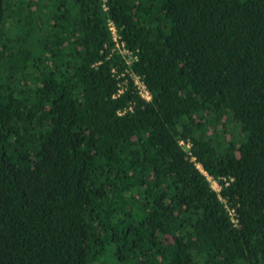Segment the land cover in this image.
<instances>
[{
    "label": "trees",
    "instance_id": "16d2710c",
    "mask_svg": "<svg viewBox=\"0 0 264 264\" xmlns=\"http://www.w3.org/2000/svg\"><path fill=\"white\" fill-rule=\"evenodd\" d=\"M0 264H264V0H0Z\"/></svg>",
    "mask_w": 264,
    "mask_h": 264
},
{
    "label": "built area",
    "instance_id": "2783aa9c",
    "mask_svg": "<svg viewBox=\"0 0 264 264\" xmlns=\"http://www.w3.org/2000/svg\"><path fill=\"white\" fill-rule=\"evenodd\" d=\"M109 28H110V30H111V32H112L113 39L116 41V46H117V47H120V49H121L122 52L127 53V50H126L125 48L122 47L123 44L120 43V42L118 41V35H117V31H116V28H115L114 24L110 23ZM132 76H133L134 83L136 84V86H137V88H138V90H139L141 96H142L144 99L149 100V98H150V94H149V92L145 89V86H144L143 82H142V81H141L136 75H132ZM123 89H124V87L121 86V87L119 88L118 92H117L114 96H118V95L123 91ZM119 114H120V113H119ZM208 179H209V180H212L210 177H208ZM212 181H213V180H212ZM214 182H215V181H214ZM216 184H217V183H216ZM230 214L232 215V221H233V222H236V219L233 218V213H232V211H231Z\"/></svg>",
    "mask_w": 264,
    "mask_h": 264
},
{
    "label": "rangeland",
    "instance_id": "374dc122",
    "mask_svg": "<svg viewBox=\"0 0 264 264\" xmlns=\"http://www.w3.org/2000/svg\"><path fill=\"white\" fill-rule=\"evenodd\" d=\"M211 184H212V186H213L216 190L219 189V186H218V184H216V182L211 181Z\"/></svg>",
    "mask_w": 264,
    "mask_h": 264
}]
</instances>
